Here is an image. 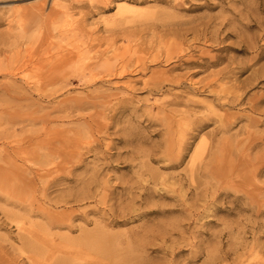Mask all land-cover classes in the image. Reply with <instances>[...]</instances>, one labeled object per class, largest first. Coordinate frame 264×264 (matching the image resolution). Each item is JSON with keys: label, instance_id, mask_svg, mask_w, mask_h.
Segmentation results:
<instances>
[{"label": "rangeland", "instance_id": "1", "mask_svg": "<svg viewBox=\"0 0 264 264\" xmlns=\"http://www.w3.org/2000/svg\"><path fill=\"white\" fill-rule=\"evenodd\" d=\"M182 1L0 0V264H264V0Z\"/></svg>", "mask_w": 264, "mask_h": 264}, {"label": "bare ground", "instance_id": "2", "mask_svg": "<svg viewBox=\"0 0 264 264\" xmlns=\"http://www.w3.org/2000/svg\"><path fill=\"white\" fill-rule=\"evenodd\" d=\"M169 1V0H168ZM182 1V0H181ZM172 2V1H171ZM183 2V1H182ZM178 4V3H177ZM184 5V4H183ZM173 6V5H172ZM184 7H185V5H184ZM186 9H187V7H186ZM173 10H174V8H173ZM162 16H164V15H162ZM158 18V17H157ZM161 19V18H160ZM170 19V18H169ZM165 20V19H164ZM166 20H167V18H166ZM153 21H155V20H153ZM157 22V21H156ZM167 22V21H166ZM169 22V21H168ZM176 22L178 23V20H176ZM186 22V21H185ZM158 23H161L160 21L158 22ZM172 23V22H171ZM183 23V22H182ZM192 23V22H191ZM167 24V23H166ZM173 24H175V23H173ZM180 24V23H179ZM180 25H182V24H180ZM169 26V25H168ZM189 26V25H188ZM187 29H188V27H187ZM159 31H160V29H159ZM152 33V32H151ZM159 33V32H158ZM171 34V33H170ZM173 35V34H172ZM151 36H153V35H151ZM159 37L161 38V36L159 35ZM182 37V36H181ZM173 38H174V36H173ZM173 40V39H172ZM196 40V39H195ZM162 41V40H161ZM170 42V41H169ZM167 46H168V44H167ZM247 47V46H246ZM160 48V47H159ZM243 48H245V47H243ZM179 50H180V48H179ZM183 51V50H182ZM181 51V52H182ZM183 53V52H182ZM166 54L168 55V54H170L169 52H166ZM179 54H181V53H179ZM160 56V55H159ZM166 56V55H165ZM134 58V57H133ZM160 58V57H159ZM162 58V57H161ZM177 58V57H176ZM179 58V57H178ZM34 59V58H33ZM163 59V58H162ZM168 59H170V57H165V60L167 61ZM82 60V59H81ZM78 61V60H77ZM80 61V60H79ZM78 61V62H79ZM95 61V60H94ZM103 61V60H102ZM90 62V61H89ZM158 62V61H157ZM85 63V62H84ZM145 63V62H144ZM159 64V63H158ZM161 64V63H160ZM210 64V63H209ZM86 65V64H85ZM144 67H145V64H144ZM119 68V67H118ZM124 69V68H123ZM84 70V69H83ZM118 70V69H117ZM91 71V70H90ZM106 71V70H105ZM112 71V70H111ZM142 71V70H141ZM107 72V71H106ZM80 73V72H79ZM109 73H110V71H109ZM115 73V72H114ZM122 74V73H121ZM114 75V74H113ZM214 75V74H213ZM218 76V75H217ZM97 78V77H96ZM93 79V78H92ZM89 80H91L90 78H89ZM88 80V81H89ZM92 81V80H91ZM222 81H224V80H222ZM164 83H165V81H164ZM192 83H194V82H192ZM162 84V83H161ZM195 84V83H194ZM198 84H200V83H198ZM197 83H196V86L198 85ZM203 85V84H202ZM192 86V85H191ZM194 87V86H193ZM162 88V87H161ZM61 89H62V87H61ZM35 91V90H34ZM133 91V90H132ZM41 93V92H40ZM48 96V95H47ZM168 109V108H167ZM62 117V116H61ZM65 117V116H64ZM106 122V121H105ZM88 133V132H87ZM44 135V134H43ZM82 136H83V133H82ZM99 136V135H98ZM91 138V137H90ZM47 139V138H46ZM91 140V139H90ZM96 145V144H95ZM244 145V144H243ZM89 147V146H88ZM90 148V147H89ZM50 149V148H49ZM90 150V149H89ZM44 151V150H43ZM53 152V151H52ZM55 152V151H54ZM52 159V158H51ZM46 162V161H45ZM3 164V163H2ZM44 165H45V163H44ZM77 165V164H76ZM38 171V170H37ZM36 172V171H35ZM92 176H93V173H92ZM92 179V178H91ZM84 187V186H83ZM88 189V188H87ZM74 190V189H73ZM90 190V189H89ZM72 191V190H71ZM103 191V190H102ZM164 191V190H163ZM74 192V191H73ZM86 192V191H85ZM94 192V191H93ZM87 193V192H86ZM95 195H93V197H94ZM4 197V196H3ZM82 197H84V196H82ZM87 197V196H86ZM89 199V198H88ZM60 200V199H59ZM92 200H93V198H92ZM106 201V200H105ZM61 204V203H60ZM90 205V204H89ZM67 206V205H66ZM121 209V208H120ZM115 211V210H114ZM126 212V211H125ZM135 212V211H134ZM132 213H133V210H132ZM142 213V212H141ZM113 214V213H112ZM141 215V214H140ZM129 216V215H128ZM110 217V216H109ZM139 217V216H138ZM115 218V217H114ZM137 218V217H136ZM132 220H133V218H132ZM113 221V220H112ZM86 222V221H85ZM44 223V222H43ZM119 223V222H118ZM48 225V224H47ZM51 225V224H50ZM46 226V225H45ZM53 226V225H52ZM96 226V225H95ZM44 227V226H43ZM45 228V227H44ZM52 228V227H51ZM97 228V227H96ZM36 229V228H35ZM43 229V228H42ZM55 229V228H54ZM57 229V228H56ZM80 229V228H79ZM51 230V229H50ZM50 230H48V231H50ZM70 230H71V228H70ZM37 231V230H36ZM47 231V230H46ZM53 231V230H52ZM74 231V230H73ZM86 231V230H85ZM88 231V230H87ZM58 232V231H57ZM100 232V231H99ZM39 233V232H38ZM41 233V232H40ZM91 233H93V232H91ZM96 233V232H95ZM51 234V233H50ZM103 234V233H102ZM35 235V234H34ZM33 235V236H34ZM42 235H44V234H42ZM41 235V236H42ZM94 235V234H93ZM99 235V234H98ZM23 236V235H22ZM32 236V237H33ZM47 236V235H46ZM101 236V235H100ZM107 236V235H106ZM64 237V236H63ZM89 237H91V234H90V236L88 235V233H85V234H83V238L82 239H88ZM96 237V236H95ZM97 238H98V236H97ZM104 237H102V239H103ZM106 238H108V237H106ZM37 239V238H36ZM49 239V238H48ZM74 239V238H73ZM79 239V238H78ZM94 239V238H93ZM101 239V240H102ZM114 239V238H113ZM50 240H52V238H50ZM106 240V239H105ZM75 241V240H74ZM94 241V240H93ZM96 241H98V240H96ZM113 241V240H112ZM111 241V242H112ZM50 242H52V241H50ZM88 242V241H87ZM90 242V241H89ZM110 242V241H109ZM110 242V243H111ZM36 243V242H35ZM53 243H54V241H53ZM58 243V242H57ZM60 243V242H59ZM58 243V244H59ZM80 243V242H79ZM83 243V242H82ZM103 243H104V245H103ZM105 243H107V242H105L104 241V239H103V242H101V243H98L97 244V246L99 247V249L100 248H103L104 246H105ZM41 244V243H40ZM62 244V243H61ZM61 244H60V246H61ZM87 243H85V245H86ZM94 244V243H93ZM92 244V245H93ZM65 244H64V242H63V246H64ZM75 245V244H74ZM31 246V245H30ZM66 246V245H65ZM64 246V247H65ZM68 246V245H67ZM84 246V245H83ZM96 246V245H95ZM107 246V245H106ZM111 246V245H110ZM49 247V246H48ZM69 247H71V245L69 246ZM73 247H75V246H73ZM92 247V246H91ZM98 247H96V248H98ZM108 247V246H107ZM54 248V247H53ZM60 248H62V247H60ZM76 248V247H75ZM78 249H81V248H79V247H77ZM89 248V247H88ZM111 248V247H110ZM55 249V248H54ZM63 249V248H62ZM68 249V248H67ZM99 249H97V250H99ZM127 249H128V247H127ZM66 250V249H65ZM73 250V249H72ZM93 250V249H92ZM96 250V249H95ZM85 251V250H84ZM131 251V250H130ZM31 252V251H30ZM51 252H53V251H51ZM88 252V251H87ZM95 252V251H94ZM128 252V251H127ZM58 253V252H57ZM75 254V253H74ZM88 254V253H87ZM125 254H126V252H125ZM31 255V254H30ZM72 255V254H71ZM54 256H55V254H54ZM57 256V255H56ZM128 256V255H127ZM48 257V256H47ZM53 257V256H52ZM124 257V256H123ZM123 257L121 258V260L123 259ZM126 257V256H125ZM124 257V258H125ZM25 258V257H24ZM51 258V257H50ZM83 258V257H82ZM87 258V257H86ZM35 259H37V258H35ZM39 259V258H38ZM69 259V258H68ZM80 259V258H79ZM88 259V258H87ZM129 259V258H128ZM66 260V259H65ZM76 260V259H75ZM83 260V259H82ZM91 260V259H90ZM35 261V260H34ZM33 261V263H35ZM79 261V260H78ZM126 261H127V259H126ZM44 262V261H43ZM53 262V261H52ZM80 262H82V261H80ZM121 262V261H120ZM46 263V262H45ZM78 263V262H77ZM37 264V263H36ZM66 264V263H65ZM122 264V263H121ZM127 264V263H126Z\"/></svg>", "mask_w": 264, "mask_h": 264}]
</instances>
